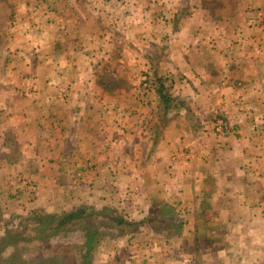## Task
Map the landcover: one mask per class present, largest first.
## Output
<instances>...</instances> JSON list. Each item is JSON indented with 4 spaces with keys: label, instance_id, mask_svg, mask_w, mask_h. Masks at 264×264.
<instances>
[{
    "label": "rangeland",
    "instance_id": "374dc122",
    "mask_svg": "<svg viewBox=\"0 0 264 264\" xmlns=\"http://www.w3.org/2000/svg\"><path fill=\"white\" fill-rule=\"evenodd\" d=\"M215 1L221 5L225 4V7H218L214 0H208V4L203 7L202 11L212 9L210 14L213 15L217 12L233 14L231 6L235 0ZM202 2L204 4L205 0ZM35 3H40V6L34 7ZM188 6L187 0H0V69L4 68L5 56L6 58L9 56L6 53L11 54V50L27 56L31 45L40 47L41 42L32 32H36L41 27L37 21L43 13L46 14L48 23L43 27V31L45 36L48 33L50 37V40L48 39L49 48L59 49L54 48L52 43H55L56 34L60 36L62 47H60L61 54H58L61 58L76 57L74 59L76 62L78 61V55H76L78 47L81 51L93 45V51L98 52L99 50L98 55L103 54L101 51L104 50V54L101 55L102 61L106 58V50L109 52L111 50L114 54L121 48L122 51H126L130 69L126 70L117 81L123 80L128 83L129 87L126 83L127 87L116 88L118 91L123 90L121 94L128 97V107L126 112L125 110L123 112L127 114L129 111L130 117H135L132 122L137 126L142 121L140 118L136 119L138 114L146 115L144 119L154 124L160 122V128H155L158 131L157 134L140 135L137 131L129 130L125 134L113 137L116 141H121L118 147L122 150V154L118 150L117 152L123 156L121 157L122 163L114 170L108 169L107 182L104 181L97 187L99 193H104L110 200L98 205L99 207L104 206L101 207L102 210L104 208L115 210L120 206L123 208L124 205L115 203L116 199L113 200V197L117 198L122 191L127 197L133 198L129 201L132 209L128 213L124 210L122 212L117 210L113 213L121 216L125 221L132 222V225L114 226L109 218L112 214L109 213L106 215L108 217H103L101 220L100 218L92 220V210L100 211L96 209L98 207H92V172L96 173V170L93 169V164L87 167L81 165L79 171L73 174L74 179H77V174L79 175V183L71 181L72 183L61 184L64 188L66 185L67 194L64 192L65 195H60L56 200L62 202L67 196L69 209L65 207V211H68L71 210L74 199L84 193L87 196L84 197L86 201L83 204L79 202L75 204L82 205V208L90 212L91 217L85 222L72 225L47 241L39 242V245L38 242L30 241V238L34 236L32 230H29L26 235L29 244L13 251L8 249L3 264H61V256L64 257L65 262L76 264V260L80 259L79 251L92 252V244L98 240L100 244L93 255V261L91 257L89 264H264V171L262 174L254 175V172L261 168L264 169V117L249 118L240 115L238 119L219 109L210 108L207 109V113L203 114L202 108H206L207 105L211 106V104H206L201 97L196 96L195 101L180 103L179 96L182 94H176L173 89L175 86L180 88L176 85L180 79L174 77L170 79L168 73L170 70L173 71L170 66L173 61L170 60L168 54L163 53L169 50L171 33L179 30L195 14L194 10L189 9L190 6L189 8ZM170 7L177 9L174 22H169L172 18L168 19L169 16L166 15L171 10ZM196 8L198 6L194 9ZM52 20L53 24L48 22ZM170 23L171 25L168 26ZM31 28L33 29L30 34ZM25 29L29 30L26 32L27 35L22 32ZM85 36L89 37L85 38ZM26 44H29L28 48ZM48 45L43 44V47ZM142 48L151 56L145 54L148 67L146 65L145 71H138L139 68L135 67L138 66L136 60ZM62 49L64 51H61ZM94 55L96 54H92ZM164 59L167 60L163 61ZM104 75L105 72H102V79ZM142 78L167 80L162 83V90L164 96L171 99L175 108L165 118L160 119L161 108L164 104L158 103L153 106L156 119H149L150 114L148 113L152 110V101L145 100V97L150 89L149 87L148 90L147 87L145 90L142 89L140 85ZM144 95L145 97H142ZM194 110L201 111L202 115L196 116L197 113L194 114ZM216 115L217 119L221 120V116L227 117L230 132L225 136L218 135L211 130V123ZM239 121H241V127L246 129V135L253 136V141L256 143V150L251 149L253 152L250 159L247 155L250 153L248 145H239L241 151L237 148L238 142H244L237 137V132L241 129L237 130ZM136 125H132V128L134 129ZM233 126L237 128L234 129ZM249 129L252 130L249 131ZM141 138H145V142L140 141ZM114 139L110 141L116 148L118 143ZM156 141H159L161 145L159 155L161 161L158 164L147 166L142 172H140V165L130 166L133 159L130 161L128 152L131 150L140 152V155H144L143 158L150 154L151 159H156V154H153V148L150 147ZM112 143L107 146H112ZM147 146H149L148 149ZM114 147L112 150H115ZM182 147L186 148V156L193 158L198 165H194V171L200 177L196 178L198 185L194 184V190H199L193 201L196 210L190 216L189 211L184 213L185 210L187 211L185 203H180L178 206L181 213L178 218L180 222L156 220V222L146 224V214H149V219L151 213L160 212L163 208L152 202H164L163 197L170 195L168 187L159 183L163 178H168L171 171V168L168 170L162 167L165 153L166 157L167 154L172 156ZM218 151L222 156L219 164H217ZM11 154L12 157L17 155L16 152ZM150 156H148L149 159ZM247 164L249 167L245 171ZM161 169L167 170V173L158 176V171L160 170V173ZM137 170L144 175V195L150 198L149 202L153 198L152 204L148 207L145 205L147 208L145 218L142 216L140 185L137 178L133 177L138 175L140 179ZM171 175L174 178V172ZM19 176L26 178L24 184L17 181ZM125 176L129 178L127 184L122 180ZM153 176L156 177L155 181H153ZM89 179L91 180L88 181ZM177 179L179 180L178 177ZM222 179L224 182H221ZM73 183H76V188ZM26 185L27 187L32 186L34 190L30 192L26 189ZM178 187L181 188V184H178ZM38 189V184L20 170L9 174L6 179L2 180L0 184V241L5 237H3L5 233L15 236L16 232L24 230L25 226L21 227V222L25 225L26 220L32 222L36 215L61 212L62 207L56 206L58 208L56 209L43 203H37ZM216 191L226 192V194L239 193L240 198L227 199V196L223 195L216 200L207 199L210 192ZM166 193L167 195L164 196ZM183 193V190L179 191V194ZM186 204L189 209L190 203ZM238 205L241 211L235 213L234 209H237ZM135 222L140 223L138 225ZM185 222H190V228L189 226L184 227ZM179 223L183 224L181 228ZM94 224L99 234H97V239L91 238L89 243L86 235L87 233L92 234ZM102 232H109V235H102ZM13 237L9 234L8 238L12 240ZM19 244L21 246L22 242ZM1 248L0 246V250Z\"/></svg>",
    "mask_w": 264,
    "mask_h": 264
},
{
    "label": "crops",
    "instance_id": "0c3cea01",
    "mask_svg": "<svg viewBox=\"0 0 264 264\" xmlns=\"http://www.w3.org/2000/svg\"><path fill=\"white\" fill-rule=\"evenodd\" d=\"M202 1L187 0L190 6L188 8L194 10L196 15L194 14L179 30L174 29L176 31L171 33L169 50L163 53L168 54L170 60L173 61L170 63L173 71L170 70L168 73L170 79L173 77L180 79L176 83L180 88L173 87L176 94H182L179 96L180 103L195 101L196 96L201 97L206 104H211V106L207 105L206 108H202L203 114L207 113V109L210 108L219 109L238 119L240 115L249 118L264 117V0H235L231 6L233 14L217 12L214 15L210 14L212 9L202 11L203 7L208 4V0H205L204 4ZM214 3L218 7H225V4L221 5L218 1L214 0ZM39 6L40 3L34 4L36 8ZM196 6L198 8L194 9ZM170 8L171 10L166 15L169 16L168 19L172 18L169 22H174L177 9ZM39 17L40 20L37 22L41 27L38 26V30L32 33L41 42L40 47L31 45L27 56L11 50V54L6 53L9 56L8 58L5 56L4 68L0 69V184L9 174L20 170L38 184L37 203L54 208L62 207L60 211H65V207L69 209V198L66 196L62 202L56 200L60 195H65L66 185L64 188L61 184L64 182L79 183L78 174L77 179L73 178L74 172L76 174L81 165L87 167L93 164L92 167L96 173L92 172V207H98L96 209L100 211L97 212L103 215L112 214L111 217L123 222L122 225L114 224V226L132 225V222L125 221L121 216L113 213L117 210L120 212L124 210L128 213L132 209L129 201L133 198L127 197L122 191L117 198L113 197V200L116 199L115 203L124 205L123 208L120 206L115 210L113 208L102 210L101 207L104 206L99 207L98 205L110 200L104 193H99L97 187L102 182H107L109 177L107 171L114 170L122 163V150L118 147L121 141H116L113 137L125 134L129 130L137 131L140 135L157 134L156 130L160 128V122L157 124L154 120V124L144 119L146 115L140 116L137 113L136 119L142 120L137 126L132 122L135 117L131 115V118L129 111L127 114L123 112L127 110L128 97L121 94L123 90L118 91L116 88L122 89L127 83L123 80L117 81L126 70L130 69L126 51H122L121 48L114 54L111 50L110 52L106 50V58L102 61L101 55L104 54V50L101 51L103 54L98 55L99 50L98 52L93 51L94 45L81 49V51L77 46L78 61L74 62L76 57L61 58L59 55L61 54L60 47H62L60 36L56 34L55 43H52L54 48L59 49H50L48 45L50 37L48 33L45 36L43 31V27L48 24L46 14L42 13ZM48 22L54 23L53 20ZM170 25L171 23L168 24ZM25 30L22 32L27 35L26 32L29 30ZM87 37L89 36H85ZM43 44L48 46L43 47ZM26 45L28 48L29 44ZM142 49L136 60L138 66L135 67L139 68L138 71H145V66L148 67L145 57L148 52ZM92 54L96 55L92 56ZM148 55L151 56V54ZM102 72H105L103 79ZM144 79L147 80V90L148 87L150 89L147 97H144L145 100L152 101V110L148 114H150L149 119L153 120L155 118L153 106L158 103L164 104L160 98V94L164 95L161 85L167 80L142 78L140 85ZM166 99L168 110L165 113L163 105L160 119L168 116L175 108L171 99L167 97ZM193 112L197 113L196 116L202 115L201 111L194 110ZM238 123L237 130L241 129L237 132V137L244 142H238L237 148L241 151L239 145H248L250 153L247 155L250 159L252 152L256 150V143L253 141V136L246 135L247 131L241 127V121ZM132 125L136 127L133 129ZM252 133L254 134L253 131ZM112 139L118 143L116 148L110 141ZM140 141L145 142V138H141ZM246 141L248 143H245ZM109 143L113 145L107 146ZM113 147L115 150H112ZM150 147L153 148L156 159H151L150 154H147L145 155L146 160L140 152L131 150L128 152L130 161L133 159L130 166L140 165V172H142L145 167L158 164L161 161L159 141ZM106 148L109 150H104ZM13 152L17 153L15 157L11 156ZM173 155L167 154L166 157L165 153L162 167L168 170L171 168V171L168 178H163L162 182H159L168 187L170 195L163 197L164 202H152L163 208L160 212L151 213L149 218L157 215L156 220L180 222L178 220L181 214L180 207H178L180 203H185L187 211L185 210L184 213L189 211V215H192L196 210L193 201L199 190H194V184L197 186L196 178H200L194 171V165L198 166L197 162L193 158H188V161L184 162L181 158H173ZM217 156V164H219L222 157L220 151ZM248 167L247 164L244 170H248ZM159 171L158 176L167 173L164 169H161L160 173ZM263 171L264 169L261 168L254 172V175L262 174ZM140 172V179L138 175L133 177L137 178L140 185L142 216L145 218L147 215L145 220L148 221L149 214L145 215L147 211L145 205L148 207L152 204L153 198L149 202L150 198L144 195L145 179L143 173ZM173 172L174 178L171 175ZM243 175H245L244 171ZM128 179V176L122 177L126 184ZM155 180L156 177L153 176V181ZM221 182L224 180L222 179ZM75 184L73 183L74 188H76ZM178 184H181V188H177ZM180 190L184 193L179 194ZM166 195L167 193L164 196ZM223 195H226L227 199L240 198L239 193L226 194V192L216 191L210 192L207 199L216 200ZM84 197H87L84 193L78 195L70 208L83 207L75 202L83 204L86 201ZM188 202L190 203L189 209L186 204ZM182 208L184 209V206ZM165 211H169L168 217ZM240 211V205H238L234 212L240 213ZM182 225L179 223L180 228ZM189 225L190 222L184 223V227Z\"/></svg>",
    "mask_w": 264,
    "mask_h": 264
},
{
    "label": "trees",
    "instance_id": "16d2710c",
    "mask_svg": "<svg viewBox=\"0 0 264 264\" xmlns=\"http://www.w3.org/2000/svg\"><path fill=\"white\" fill-rule=\"evenodd\" d=\"M160 98L161 101H163L164 103V112L166 113L168 110V102L166 97L163 94H160ZM38 212V211H37ZM166 215L168 217L169 215V211H165ZM35 215L37 214L36 212H33ZM44 213V212H43ZM39 214V213H38ZM36 218L32 221L29 222L26 220L25 225H23L24 222L20 223V226L24 227V230H21L20 232H16V235L14 236L11 233H5L3 235L4 238H2L0 241V246L2 247L0 250V264L5 263L4 261V256L6 255V253H8V249L9 251H13L14 249H19L20 247L27 246L29 244V241L27 239V233L29 230H32V235L34 236L33 238H30L31 242H38V245L40 244L39 242L42 241H47L52 237H55L57 235H59L60 232H62L63 230H66L67 228L71 227L72 225L78 224L80 222H85L87 221L90 217L91 214L90 212H88L86 209L80 207V208H75V209H71L68 211H61V212H47L46 215L42 214V215H36ZM103 217H108L106 215H103L99 212H95V210H92V220L98 219L101 220ZM157 215H152L151 218L148 219V221H146V223H151L153 221H155L157 219ZM110 218V217H109ZM30 219V218H29ZM110 222L114 225L118 224V225H122L123 222L115 217H111L110 218ZM144 223V222H142ZM127 224V223H126ZM96 224L92 225V234L91 233H87L86 238L87 241H89V243L91 242V238L93 239H97V234H99V232H97L96 230ZM131 225V224H128ZM139 225V224H138ZM144 225V224H143ZM111 226V225H110ZM108 232H102L101 234H107ZM13 237L12 240H10L8 237ZM39 237V239L37 240V238ZM41 238V239H40ZM22 242V245L20 246L19 243ZM24 242H27L26 244ZM100 244V240H98V242H96L95 244H92V252H88L86 253L81 252V250L79 251V260H76V264H89V260L92 257V261H93V255L96 252L98 246ZM88 245V244H87ZM23 246V247H24ZM96 246V247H94ZM64 257L61 256V264H71L69 262H65ZM93 263V262H92Z\"/></svg>",
    "mask_w": 264,
    "mask_h": 264
},
{
    "label": "built area",
    "instance_id": "2783aa9c",
    "mask_svg": "<svg viewBox=\"0 0 264 264\" xmlns=\"http://www.w3.org/2000/svg\"><path fill=\"white\" fill-rule=\"evenodd\" d=\"M146 81H147L146 79L143 80V83H142V89L143 90H145L146 87H147V82ZM144 96H142V97H144ZM217 115L215 116L214 121L211 123V125H212V129L211 130L215 131L218 135L225 136V135H227L230 132L229 131L230 130V126H229V124H227V120H226L227 117L220 115L222 117V120H221V119H217V117H218ZM186 152L187 151H186L185 147L179 148L178 151L174 154L175 157H173V158H177V159L181 158L184 162H185V160L188 161V157L186 156ZM25 180H26L25 177L19 176L17 181L18 182L21 181V183L24 184ZM26 184H27V182H26ZM26 189H29L30 192H32L34 190L32 186H28L27 187V185H26Z\"/></svg>",
    "mask_w": 264,
    "mask_h": 264
}]
</instances>
